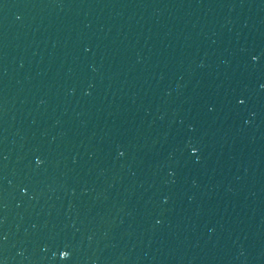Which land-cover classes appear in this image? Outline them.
<instances>
[{
  "label": "water",
  "instance_id": "obj_1",
  "mask_svg": "<svg viewBox=\"0 0 264 264\" xmlns=\"http://www.w3.org/2000/svg\"><path fill=\"white\" fill-rule=\"evenodd\" d=\"M0 264H264V0H0Z\"/></svg>",
  "mask_w": 264,
  "mask_h": 264
}]
</instances>
